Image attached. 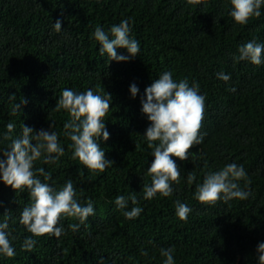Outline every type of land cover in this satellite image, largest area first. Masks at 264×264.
Segmentation results:
<instances>
[{
  "label": "trees",
  "instance_id": "16d2710c",
  "mask_svg": "<svg viewBox=\"0 0 264 264\" xmlns=\"http://www.w3.org/2000/svg\"><path fill=\"white\" fill-rule=\"evenodd\" d=\"M229 7V0H0V132L9 120L16 125L13 135L23 122L35 130L52 121L64 153L55 162L37 159L33 167L48 170L49 182L57 186L71 178L77 199L85 203L90 198L95 208L77 231L67 228L75 218L62 217L58 223L64 233L34 237L35 245L23 249L24 237L32 234L18 216L30 202L28 192L0 182V213L11 211L16 253L0 256V264H100L99 257L102 264H161L159 248L169 245L175 264H256L255 247L264 240V64L234 61L232 54L246 40L264 41V6L246 24L235 22ZM57 17L64 29L59 33L51 28ZM125 17L131 18L130 35L140 41V50L127 61L107 62L90 33ZM164 70L175 79L198 82L205 94L199 129L204 135L187 159L173 157L180 170L173 193L145 199L143 184L150 183L146 168L153 157L142 136L149 122L140 112L139 97ZM218 71L230 73L229 80L216 77ZM130 82L138 85L136 97L128 92ZM65 87L111 94L104 117L109 137L98 142L113 165L103 171L71 158V141L62 128L68 114L54 108ZM22 96L27 103L12 113L11 105ZM7 143L0 137V147ZM230 160L243 164L249 196L194 199L204 172ZM239 183L244 187L243 180ZM130 191L143 209L135 218H125L112 202ZM177 199L192 209L185 220L175 215Z\"/></svg>",
  "mask_w": 264,
  "mask_h": 264
},
{
  "label": "clouds",
  "instance_id": "9594fccd",
  "mask_svg": "<svg viewBox=\"0 0 264 264\" xmlns=\"http://www.w3.org/2000/svg\"><path fill=\"white\" fill-rule=\"evenodd\" d=\"M228 15L240 24H246L249 17H259L264 0H229ZM131 18L125 17L118 23H113L105 30L95 26L90 38L98 42L97 51L100 56H107V62L127 61L134 58L140 50V41L130 35ZM53 31L59 33L61 19L57 17L51 23ZM123 48L125 52H118ZM234 61H249L255 65L264 64V41L255 38L237 45V52L232 54ZM220 80L228 81L230 73L218 71L215 73ZM196 80L189 82L188 77L173 78L171 70H164L146 85L140 94V112L149 122L142 134L153 159L146 168L150 183L143 184V198L152 199L159 194L167 197L173 193V182H178L180 170L173 157L187 159L189 149L198 145L203 139L199 131L204 116L205 94L199 91ZM128 92L136 97L139 88L135 82H130ZM12 94L9 100H12ZM27 100L22 96L18 102L11 105V112L22 110ZM111 103V94L97 88L88 87L77 91L72 88H62L56 99L54 108L63 109L68 118L64 120L63 134L67 136L72 149L71 158L78 159L87 169L103 171L113 161L106 158L105 148L98 141L107 140L109 131L105 125V114ZM16 127L13 121L5 124L6 131L0 132V137L8 141L7 146L0 147V182L10 185L12 189L28 192L29 203L20 210L18 222L32 235L25 236L20 247L31 249L36 240L34 237L49 234L59 237L65 232V227L58 223L62 217L75 218L77 222L68 223L67 228L77 231L86 219L93 215L95 208L89 198L81 203L76 196L73 180L66 178L58 186L50 183L51 173L44 167H33L34 161L55 162L64 153V147L58 142V133L53 129L52 121L47 128L33 129L32 126L20 124L19 133L13 135ZM171 154V155H170ZM194 177L191 171L186 180L191 183ZM243 180L244 187L239 181ZM247 172L243 164L235 160L226 161L214 170L205 171L202 180L195 185L192 192L194 199L200 202L228 201L232 198L245 199L249 196ZM131 201V207H128ZM135 191L127 195H115L113 203L117 209L123 210L125 218H135L142 212L137 204ZM175 215L185 220L191 212V207L184 201L175 200ZM11 211L5 208L0 213V256H15L12 236L9 230ZM173 246H161L159 254L163 257L161 264H175ZM256 264H264V240L258 241L255 247ZM146 254V250L142 251ZM103 257H99L100 264Z\"/></svg>",
  "mask_w": 264,
  "mask_h": 264
}]
</instances>
